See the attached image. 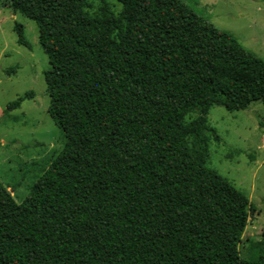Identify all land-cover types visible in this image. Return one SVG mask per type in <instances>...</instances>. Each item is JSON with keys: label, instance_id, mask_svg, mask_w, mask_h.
<instances>
[{"label": "trees", "instance_id": "obj_1", "mask_svg": "<svg viewBox=\"0 0 264 264\" xmlns=\"http://www.w3.org/2000/svg\"><path fill=\"white\" fill-rule=\"evenodd\" d=\"M7 1L65 144L21 202L0 181V264H264L239 255L254 205L207 167L209 110L264 104V60L182 0Z\"/></svg>", "mask_w": 264, "mask_h": 264}, {"label": "rangeland", "instance_id": "obj_2", "mask_svg": "<svg viewBox=\"0 0 264 264\" xmlns=\"http://www.w3.org/2000/svg\"><path fill=\"white\" fill-rule=\"evenodd\" d=\"M104 1L115 13L121 9L117 0ZM182 1L264 60V0ZM93 4L95 9L100 0ZM16 26L22 27L26 46L17 42ZM48 69L34 21L0 0V181L16 202L25 198L65 144L64 133L48 113ZM28 93L32 97H24ZM21 97L18 108L7 110ZM208 124L219 139L211 136L207 167L228 179L255 207L238 246L241 259H255L258 251L264 253V104L255 102L236 112L213 106Z\"/></svg>", "mask_w": 264, "mask_h": 264}]
</instances>
